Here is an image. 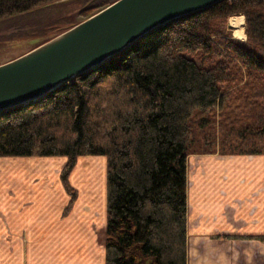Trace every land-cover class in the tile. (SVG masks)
<instances>
[{
  "label": "trees",
  "instance_id": "trees-1",
  "mask_svg": "<svg viewBox=\"0 0 264 264\" xmlns=\"http://www.w3.org/2000/svg\"><path fill=\"white\" fill-rule=\"evenodd\" d=\"M65 1L0 0V20ZM114 1L85 0L43 31L0 41V63ZM241 14L242 40L230 25ZM29 38L32 47L1 57ZM211 153L264 155V0L175 18L49 94L0 110V156L67 158L63 217L78 199L79 157H106V264H188V156ZM224 236L264 242V232Z\"/></svg>",
  "mask_w": 264,
  "mask_h": 264
},
{
  "label": "crops",
  "instance_id": "crops-1",
  "mask_svg": "<svg viewBox=\"0 0 264 264\" xmlns=\"http://www.w3.org/2000/svg\"><path fill=\"white\" fill-rule=\"evenodd\" d=\"M65 161L0 156V172L27 173L25 191L41 181H31L30 163L56 176ZM189 167L188 264H264V242L224 236L264 232V155L190 154ZM60 191L61 198L0 196V264H106L107 188L106 203L89 192L65 217L69 196Z\"/></svg>",
  "mask_w": 264,
  "mask_h": 264
},
{
  "label": "water",
  "instance_id": "water-1",
  "mask_svg": "<svg viewBox=\"0 0 264 264\" xmlns=\"http://www.w3.org/2000/svg\"><path fill=\"white\" fill-rule=\"evenodd\" d=\"M222 0H116L35 48L0 63V110L43 97L173 19Z\"/></svg>",
  "mask_w": 264,
  "mask_h": 264
},
{
  "label": "rangeland",
  "instance_id": "rangeland-1",
  "mask_svg": "<svg viewBox=\"0 0 264 264\" xmlns=\"http://www.w3.org/2000/svg\"><path fill=\"white\" fill-rule=\"evenodd\" d=\"M84 3L85 0H69L56 4L47 3L36 7L34 10L28 13L15 14L1 19L0 41L3 42L6 40H15L14 42L17 43L18 40L16 38L20 37L18 33H20L22 37L24 35L27 36L31 31L34 30L43 31L45 27L57 22L58 18L61 15L79 9ZM232 17H230V25L232 26L233 34L240 33L243 36V39H246L245 16L236 15ZM236 17H243L244 25L242 23V19ZM33 40V38H29L27 42L24 43H21L22 40H20L18 44L15 43V45H18L17 47L9 48L7 51L2 52L1 57L4 59H9L26 51L28 48L33 46L32 44H29L30 42H33ZM10 42H8L7 45H12L13 41ZM99 157L101 159L103 158L104 161L101 159L99 160ZM29 166H31V170H35L34 177L31 178V181L33 180L34 182L40 179L41 181H39L34 186L30 185V188L24 191L23 188L27 187L24 182L25 180H27V177L29 175L27 173H15L12 168H7L6 170L3 169L2 172H0V196L6 197L12 195H21L27 198V196L46 197L47 194H49V196H51L52 198H61L62 194L60 193V190L62 187H64L60 186L61 174L55 176L53 170L50 171V169L46 167H41L40 170V168L34 163H30ZM189 169L191 171V168H188V181L190 184L191 178ZM14 173L17 175H15ZM106 180V157L102 155H98L97 157H79L78 163L70 175V181L72 185L78 190V199L79 197H81L83 200L89 199V192H93L94 199H96V203L100 204V206L103 205V201L104 203H106ZM50 182H52L53 184L50 185ZM55 182L56 184H54ZM57 182H59V184ZM66 194L67 196H69L67 191Z\"/></svg>",
  "mask_w": 264,
  "mask_h": 264
},
{
  "label": "clouds",
  "instance_id": "clouds-1",
  "mask_svg": "<svg viewBox=\"0 0 264 264\" xmlns=\"http://www.w3.org/2000/svg\"><path fill=\"white\" fill-rule=\"evenodd\" d=\"M241 19L243 20V17H241ZM233 38L234 39H243V36L240 33H234L233 34Z\"/></svg>",
  "mask_w": 264,
  "mask_h": 264
},
{
  "label": "bare ground",
  "instance_id": "bare-ground-1",
  "mask_svg": "<svg viewBox=\"0 0 264 264\" xmlns=\"http://www.w3.org/2000/svg\"><path fill=\"white\" fill-rule=\"evenodd\" d=\"M233 18V17H232ZM236 18H239V17H236ZM239 19H241V18H239ZM244 27V26H243ZM236 28V27H235Z\"/></svg>",
  "mask_w": 264,
  "mask_h": 264
}]
</instances>
